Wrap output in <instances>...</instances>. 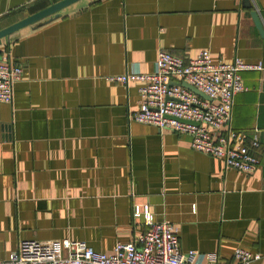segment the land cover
<instances>
[{
  "label": "crops",
  "instance_id": "crops-1",
  "mask_svg": "<svg viewBox=\"0 0 264 264\" xmlns=\"http://www.w3.org/2000/svg\"><path fill=\"white\" fill-rule=\"evenodd\" d=\"M57 1L0 0V29ZM249 3L264 20V0H80L0 42V59L24 68L0 104V258L24 239L112 253L148 228L134 218L148 205L179 228L183 251L226 264L242 247L264 264L263 150L253 173L227 167L187 133L131 120L141 83L111 80L156 71L161 50L264 66ZM242 77L231 126L251 132L264 128V68Z\"/></svg>",
  "mask_w": 264,
  "mask_h": 264
},
{
  "label": "built area",
  "instance_id": "built-area-1",
  "mask_svg": "<svg viewBox=\"0 0 264 264\" xmlns=\"http://www.w3.org/2000/svg\"><path fill=\"white\" fill-rule=\"evenodd\" d=\"M156 66L152 73L126 72L111 77L125 86L141 83L139 108L130 119L187 133L194 150L222 159L227 167L255 172L261 165L259 150L264 152V128L235 130L231 119L235 96L248 90L242 72L262 70L263 63L240 58L214 62L208 50L191 59L161 50ZM23 76V66L9 58L0 59V104L13 102L15 84ZM183 82L208 98L183 86ZM134 218H143L148 228L132 241L118 242L112 253L96 251L83 240L65 238L57 245L24 239L8 258H0V264H202L201 256L207 264H223L218 252L183 251L179 228L169 220L155 219L148 205L136 206ZM261 258L260 253L238 247L233 260L226 264H252Z\"/></svg>",
  "mask_w": 264,
  "mask_h": 264
},
{
  "label": "water",
  "instance_id": "water-1",
  "mask_svg": "<svg viewBox=\"0 0 264 264\" xmlns=\"http://www.w3.org/2000/svg\"><path fill=\"white\" fill-rule=\"evenodd\" d=\"M77 1H80V0H59L57 2H52L47 7L43 8V9H41L35 13H32V14H30V15H28V16H26V17H24V18H22L16 22L0 29V42L3 39L8 38L11 34L20 30L23 27L39 23L40 21L47 19V18L53 19L54 17H59L61 15V11L64 8L68 7L69 5H71ZM247 6L249 8L255 7L252 3H249ZM251 15H252L254 23H255L261 37L264 40V20H263L261 13L256 8H254L251 11ZM182 85L185 87H188L189 89H191L195 93H197V94H199L205 98H208L202 91L198 90L194 86H191L185 82H183Z\"/></svg>",
  "mask_w": 264,
  "mask_h": 264
}]
</instances>
